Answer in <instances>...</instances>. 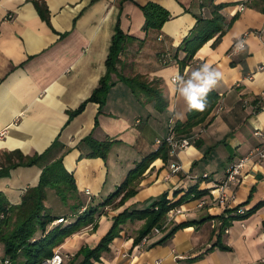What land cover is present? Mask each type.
Returning a JSON list of instances; mask_svg holds the SVG:
<instances>
[{
  "label": "crops",
  "instance_id": "obj_1",
  "mask_svg": "<svg viewBox=\"0 0 264 264\" xmlns=\"http://www.w3.org/2000/svg\"><path fill=\"white\" fill-rule=\"evenodd\" d=\"M35 1L47 6L48 21L40 17ZM148 4L171 14L160 32L143 29L142 7ZM212 5L223 7L219 12L231 26L219 41L215 36L204 44L182 69L180 62L186 54L178 49L199 19L213 18ZM117 26L129 40L111 76L115 85L100 107L88 100L107 74ZM244 35L245 49L235 50ZM163 55L177 61L163 65ZM203 63L222 74L210 90L219 99L206 122L187 138L192 145L178 155L181 171L170 176V160L154 161L138 181L135 196L124 204L118 205V198L100 208L95 230L89 224L54 250L71 256L64 264L73 262L81 249L94 248L125 210L144 209L164 195L176 202L193 187L197 191L182 202L183 212L176 221L196 222L193 226L179 230L163 244L155 245L162 234L139 246L134 241L145 222L128 221L110 251L94 264H153L159 260L163 264H264V206L249 218L234 221L228 233L222 234L221 244L228 249L211 250L221 228L217 218L226 208H199L202 199L210 200L206 195L194 198L223 181L227 166L261 143L255 132H264V71H259L264 65V0H0V155L21 152L33 157L49 151L39 165L18 167L0 178V193L10 205H20L25 192L38 186L44 166L64 157L63 165L73 174L77 188L67 202L71 211L59 216L69 219L66 225L76 221H70L72 215L106 200L130 171L159 149L178 123L187 122L190 109L172 78L177 73L190 75ZM136 76L161 91L164 111L156 110L155 102L143 92L136 96L120 80ZM83 103H87L84 111L72 117ZM88 137L110 143L106 159L89 157L92 150L84 143ZM203 174L209 179H193ZM49 192L47 198L57 195ZM263 201L264 161L246 168L228 208L248 202L242 208L249 211ZM76 205L79 208L74 210ZM0 252L3 264V245ZM81 261L82 257L76 263Z\"/></svg>",
  "mask_w": 264,
  "mask_h": 264
},
{
  "label": "trees",
  "instance_id": "obj_2",
  "mask_svg": "<svg viewBox=\"0 0 264 264\" xmlns=\"http://www.w3.org/2000/svg\"><path fill=\"white\" fill-rule=\"evenodd\" d=\"M35 6L40 17L48 21L49 13L47 6L40 1H35ZM222 6L212 5V19H199L198 24L190 32L189 36L183 41L178 52L182 51L186 54L183 61L180 62L181 68L184 69L187 62L191 61L195 54L208 41L217 37V41L223 37L229 30L231 23L227 24L226 19L220 14ZM146 18L143 27L145 32L158 31L160 32L165 24L171 20V14L163 7L157 4H148L142 7ZM159 39V38H158ZM127 40L121 32L119 26L116 28V35L113 39L110 54L107 60V74L101 79L100 86L93 92L88 102L98 103L100 107L104 106L107 101V96L110 89L115 85L111 82L112 74L117 72V66L120 63L119 55L123 51ZM163 65H168L176 62L175 57L163 55L160 58ZM137 96L139 91L143 92L149 101L155 102V108L162 112L166 108V103L162 97L161 91L150 86L143 77L136 76L131 79H122ZM219 96L214 92H209L206 98V108L203 111L190 110L186 123H178L175 129L172 130L178 139H187L193 129L201 124H204L209 115L215 108ZM87 103H83L71 116H76L82 113ZM171 131V132H172ZM170 132V133H171ZM91 148L89 157L107 158L110 149V143H99L91 137L84 140ZM49 151L41 156L33 157L24 156L21 152L4 153L0 155V178L7 177L10 171L18 167H32L39 165L44 161ZM157 159H162L165 163L170 160L169 147L163 143L159 149L143 159L135 169L129 172L125 182L118 186L114 193L110 194L106 200L96 207L85 208L83 213H76L70 217V221L76 220L72 224H54L58 219H66V217H54L47 206V191L53 190L56 194L67 203L68 200L75 195L77 188L75 185L72 173H69L63 165L64 157H61L47 165L42 169L38 186L29 188L22 197L20 205L12 206L9 204L5 196L0 193V245L4 246L5 259L10 261V264H38L46 258H50L54 254V250L64 243V241L78 233L83 227L94 224L95 215L100 208L111 205L114 201L120 198L119 204H124L137 193L138 181L144 176L152 163ZM197 187L190 189L189 193L180 200L173 202L168 200V195H164L159 201L149 203V206L143 210H125L114 218V223L108 233L104 235L100 242L94 247H85L81 249L74 257L72 264L82 257V261L78 264H94L101 262V257L104 253L110 251V244L120 236L121 226L128 221H144L145 224L141 229L138 237L135 239V244L139 245L143 238L148 236L154 228L163 230V236L155 244H163L170 240L179 230L193 226L196 222H185L181 224H173L169 229H162L165 223L167 213L172 208L180 207L182 202H185L187 197L192 192H196ZM208 190L199 191L194 198L199 199L207 195ZM248 205V202L237 206L233 209H226L225 212L217 219L221 222V228L218 232V241L214 247L228 249L221 244L222 234L231 226L234 221L245 220L256 213L264 206V201L256 205L253 209L247 211L243 206ZM79 206L76 205V210ZM244 210L241 215L240 211ZM74 217V218H73ZM203 221L197 222L198 224ZM193 224V225H192ZM52 229H49V227ZM42 233V237H37L38 232Z\"/></svg>",
  "mask_w": 264,
  "mask_h": 264
},
{
  "label": "built area",
  "instance_id": "obj_3",
  "mask_svg": "<svg viewBox=\"0 0 264 264\" xmlns=\"http://www.w3.org/2000/svg\"><path fill=\"white\" fill-rule=\"evenodd\" d=\"M162 37L159 38L161 40ZM246 35L240 38L237 45L242 43V48L235 47V50H243L246 47ZM259 71H264V65L259 67ZM186 79L190 76L187 73L182 74ZM174 78V77H173ZM172 78V81H173ZM221 110V109H220ZM255 136L261 139V143L259 146L255 147L251 150L245 157L240 159L239 161L230 164L225 169V178L223 181L215 184L213 187L208 189V193L206 197L210 200L208 202L206 199H202L200 204L198 205L199 208H203L206 205H212V207H223L228 209L230 203L235 200V190L236 188L242 183L243 179L245 178L246 168L247 167H255L260 165L264 161V132L258 130L255 132ZM163 143H166L169 147V173L171 175H175L181 171V166L177 161L178 155L189 148L192 145L191 140L189 139H178L173 131L169 134V136L163 140ZM194 180H206L209 179L208 174H203L202 177H193ZM87 196H91L90 192H86ZM85 209H83L80 213H83ZM181 207L172 208L166 215L165 223L162 229H169L173 224L177 221V216L182 214ZM241 215L244 214V210L240 211ZM74 218V217H73ZM67 220L65 219H58L54 224H65ZM244 227V224H242ZM163 230L158 228H154L152 232L143 238L139 246H145L155 237H159L163 234ZM228 233V229L225 231ZM71 256L69 254H62L59 251H54V254L50 258H46L39 262L38 264H64L66 261L70 260ZM262 263H264V259H262ZM3 264H10V261L6 259ZM151 264V263H147ZM153 264H163L162 261H156Z\"/></svg>",
  "mask_w": 264,
  "mask_h": 264
},
{
  "label": "clouds",
  "instance_id": "obj_4",
  "mask_svg": "<svg viewBox=\"0 0 264 264\" xmlns=\"http://www.w3.org/2000/svg\"><path fill=\"white\" fill-rule=\"evenodd\" d=\"M242 43L237 48H242ZM222 74L215 67L203 63L195 68L186 79L180 73L173 78V83L178 85L177 93L184 99L190 110L203 111L206 108V98L210 90L220 80ZM178 118H182L177 113Z\"/></svg>",
  "mask_w": 264,
  "mask_h": 264
},
{
  "label": "rangeland",
  "instance_id": "obj_5",
  "mask_svg": "<svg viewBox=\"0 0 264 264\" xmlns=\"http://www.w3.org/2000/svg\"><path fill=\"white\" fill-rule=\"evenodd\" d=\"M127 176L125 177V179L122 181V183L120 185H122L125 180H126ZM49 190L47 191V194H49ZM47 203H48V208L50 210V213L54 216V217H59V216H66V214L69 213L68 209L70 210V208L72 207L71 204L69 203H65L61 198H59L57 195H52L51 197L47 198ZM76 210V207L75 209ZM143 210V209H140ZM71 211V210H70ZM93 230L96 229L95 224L92 225ZM49 229H52V227L50 226ZM37 237L41 238L42 237V233L39 231L37 233ZM3 252H0V258H2V256H4V254H1ZM1 263V260H0ZM74 262H70L69 264H72ZM2 264V263H1ZM78 264V263H76Z\"/></svg>",
  "mask_w": 264,
  "mask_h": 264
},
{
  "label": "water",
  "instance_id": "obj_6",
  "mask_svg": "<svg viewBox=\"0 0 264 264\" xmlns=\"http://www.w3.org/2000/svg\"><path fill=\"white\" fill-rule=\"evenodd\" d=\"M199 145H200V142H198L196 146H199Z\"/></svg>",
  "mask_w": 264,
  "mask_h": 264
}]
</instances>
